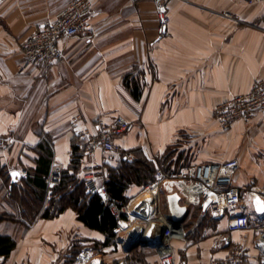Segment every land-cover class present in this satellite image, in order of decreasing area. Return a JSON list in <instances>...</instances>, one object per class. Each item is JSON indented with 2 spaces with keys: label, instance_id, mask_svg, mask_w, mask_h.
Masks as SVG:
<instances>
[{
  "label": "crops",
  "instance_id": "obj_1",
  "mask_svg": "<svg viewBox=\"0 0 264 264\" xmlns=\"http://www.w3.org/2000/svg\"><path fill=\"white\" fill-rule=\"evenodd\" d=\"M69 1L0 0V137L16 138L10 154L0 158L11 178L6 184L0 170V236L16 242L1 264H75L79 254L87 264L96 258L103 264H160L153 246L129 252L115 240L96 249L105 235L81 222L73 208L43 218L51 194L33 212L12 193L14 183L16 191L25 189L24 178L39 167L45 146L54 158L50 173L54 162L68 170L75 148L81 150L78 131H94L99 119L111 124L119 115L136 122L119 139L129 161H150L155 154L171 172L198 163L240 162L234 182L249 191L243 206L251 228L230 231L227 216L205 217L200 206L182 202L188 212L185 237L174 240L178 262L215 264L240 246L248 257L244 264H264V213L255 203L256 197L264 200V111L228 131L214 117L220 103L264 80V1L172 0L162 34L153 0H94V39H65L63 62L49 71L33 67L19 73L22 42ZM126 79L136 81L139 98ZM99 160V154L95 160L86 156L83 164ZM107 164L117 167L120 158ZM14 170L21 173L16 182ZM105 178L106 168L99 167L97 180ZM144 185L132 182L126 197H137Z\"/></svg>",
  "mask_w": 264,
  "mask_h": 264
},
{
  "label": "built area",
  "instance_id": "obj_2",
  "mask_svg": "<svg viewBox=\"0 0 264 264\" xmlns=\"http://www.w3.org/2000/svg\"><path fill=\"white\" fill-rule=\"evenodd\" d=\"M130 1L137 5L140 0ZM171 1L153 0L157 6L159 29L162 34L171 21L169 14ZM247 1L253 4L264 0ZM95 15L94 0H71L53 18L37 25L21 44L24 58L18 65L19 73H24L33 67H41L49 71L63 62L65 53L62 42L65 39L74 37L94 39L96 27L92 19ZM257 111H264V80L257 82L250 92L220 103L214 111V117L220 129L228 131L237 121L250 124ZM135 127L136 122L119 115L111 124L99 119L96 130L86 128L77 133L84 155L94 160L98 154L100 155L98 162L87 163L83 166L82 172L86 179L87 190L97 193L117 219V226L114 229L116 241L127 246L131 241L130 231L136 226L143 225L148 228L153 222L161 223L166 230L153 240L159 243L156 249L160 264H180L174 240L183 239L185 230L182 224L175 225L171 221L169 208H164L163 196L167 198L172 193H179L186 206H200L204 216H227L230 231L251 228V220L243 206V198L249 191L234 182L240 169V162L236 158L193 164L171 172L161 158L150 154V161L154 167L153 181L145 185L139 195L130 199L128 203L113 198L106 190L105 182L99 183L97 180V170L113 158L132 159L119 139L131 133ZM15 142L16 138L12 135L0 137V158L10 154ZM62 171L60 164L54 162L52 172L45 178L50 189L61 183ZM22 174L27 176V171ZM4 259L5 256L0 255V264ZM247 260L246 252L238 246L229 257L216 261L215 264H244ZM88 261V258L79 254L75 264H87Z\"/></svg>",
  "mask_w": 264,
  "mask_h": 264
},
{
  "label": "trees",
  "instance_id": "obj_3",
  "mask_svg": "<svg viewBox=\"0 0 264 264\" xmlns=\"http://www.w3.org/2000/svg\"><path fill=\"white\" fill-rule=\"evenodd\" d=\"M127 85L132 86L133 96L139 98L140 92L136 81L131 82L126 79ZM86 157L83 151L75 148L70 169L62 171L61 183L50 189L45 178L50 175V169L53 162L51 150L45 146L44 156L38 161L39 167L33 175L24 178L25 189H18V193L29 192L30 198L24 199L22 196L18 199L26 210L36 211L47 195H52L50 205L43 211V218H54L63 213L68 208H73L78 219L92 230L99 231L105 235L103 242L96 241V249L115 243L114 229L117 226V219L113 215L110 207L102 201L97 193H91L86 188V179L81 175L83 159ZM2 164V163H0ZM106 168L105 187L108 193L115 199H120L128 203L126 190L132 182L147 184L154 179V167L152 163L141 156L134 161H129L124 157L120 158V165L117 167ZM5 173L6 180L10 183V174L4 167L0 168ZM144 185V186H145ZM143 186V187H144ZM15 183L12 185V193L17 198ZM201 208V207H199ZM200 210V209H199ZM206 217V216H205ZM16 242L9 236H0V255L8 257L15 248Z\"/></svg>",
  "mask_w": 264,
  "mask_h": 264
},
{
  "label": "water",
  "instance_id": "obj_4",
  "mask_svg": "<svg viewBox=\"0 0 264 264\" xmlns=\"http://www.w3.org/2000/svg\"><path fill=\"white\" fill-rule=\"evenodd\" d=\"M12 172H18V170H14ZM20 175L13 178V182H16ZM168 205L169 210L172 215L171 221L175 225L182 224L185 220L188 209L185 205L182 204V197L179 193H172L168 195ZM155 225V228H153ZM166 228L158 222H153L148 228L143 225L136 226L134 229L130 231V243L127 245V251L131 252L139 246H153L157 247L159 245L158 241L155 240L158 236H161ZM149 231H151V235H149ZM96 261H100V264H103L104 261L102 258H96L90 264H95Z\"/></svg>",
  "mask_w": 264,
  "mask_h": 264
},
{
  "label": "snow or ice",
  "instance_id": "obj_5",
  "mask_svg": "<svg viewBox=\"0 0 264 264\" xmlns=\"http://www.w3.org/2000/svg\"><path fill=\"white\" fill-rule=\"evenodd\" d=\"M161 11H164V9H161ZM18 175H21V173H18V172H12L11 173V176L13 178H15ZM81 175H83V173H81ZM255 203H256V206H257L256 207V210L258 212H260V213H264V200H261L259 197H256ZM205 206H207V205H205ZM153 228H155V225H153ZM148 234L151 235V231H149ZM97 238L100 239V240H103L104 239L103 236H98ZM95 264H100V261H96Z\"/></svg>",
  "mask_w": 264,
  "mask_h": 264
},
{
  "label": "rangeland",
  "instance_id": "obj_6",
  "mask_svg": "<svg viewBox=\"0 0 264 264\" xmlns=\"http://www.w3.org/2000/svg\"><path fill=\"white\" fill-rule=\"evenodd\" d=\"M1 172H2V176L5 177L6 176L5 173L3 171H1ZM5 182H6V184L8 183V181L6 180V177H5ZM17 194H18V196H17L18 199H20L19 197H21V196L24 199H26L27 197L30 198V195H31L29 192H25V193L19 194L18 191H17ZM53 196H54V194H52L51 197L49 198L50 202H51ZM163 199L166 200V196L165 195L163 196Z\"/></svg>",
  "mask_w": 264,
  "mask_h": 264
}]
</instances>
